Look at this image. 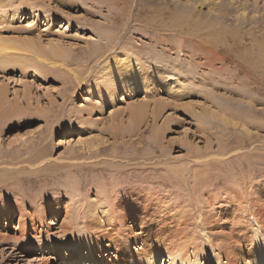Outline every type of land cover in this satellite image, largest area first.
I'll list each match as a JSON object with an SVG mask.
<instances>
[{
  "label": "rangeland",
  "instance_id": "rangeland-1",
  "mask_svg": "<svg viewBox=\"0 0 264 264\" xmlns=\"http://www.w3.org/2000/svg\"><path fill=\"white\" fill-rule=\"evenodd\" d=\"M146 1L145 4L151 5L161 2L164 5L161 7L169 11L176 0ZM178 1L177 13L188 14L191 8L184 6L186 0ZM225 1L232 2L234 10L231 8L232 15L224 19L215 17L222 13L214 6L220 0H205L203 5H197L200 8L197 11L201 10L198 14L205 16L204 21L209 24L203 38L210 35L227 40L247 32L239 52L254 51L253 55H259L264 32L252 24L248 26V22L247 31H240L236 17L244 6L247 12L256 13L258 20L261 17L264 20V0ZM35 2L27 7L32 13L23 14L20 10L24 1L0 0V37L40 42L38 45L44 48L54 42L63 57L54 60L55 67L45 62L36 68L0 67V204L12 205L7 209L8 218L4 215L0 222V264H127L125 253L129 250L143 248L145 254L150 253V241L145 244L137 240V232L131 235L124 228L116 231L109 228L108 224L115 220H108L104 211L92 217L91 205L105 206L106 195L118 189L157 194L142 195L143 202L167 197L170 215L174 218L188 215L198 229L196 235L191 234L192 238L187 237L190 245L188 242L183 245L184 255L189 264L204 263L206 239L197 210L202 209L204 215L209 213L206 198L227 195L237 186L241 188V181L254 178L247 188L252 195L256 182L264 180V174L253 175L255 166H264V115L255 116L249 124L253 134L260 137L249 139L242 128L228 127L213 115L197 116V112L201 108L219 113L227 108L236 111L235 114L252 113L264 110V96L250 94L240 89L242 85L236 88L239 80L231 84L234 73L228 67L221 73L202 74L197 59L200 42H183L169 32L157 33L147 29L143 21L127 18L125 13L136 0ZM114 18L118 19L116 25ZM160 18L165 27L170 26L168 14ZM196 18L201 17H193V21ZM179 27L192 32L191 25ZM258 36L260 41L255 39ZM114 45L117 52L112 49ZM113 54H125V59L150 66V78L158 80L157 85L149 90L131 85L119 89L116 97L104 99L98 87L110 81L104 70ZM234 93H240L241 99H232ZM209 97H213L217 106ZM251 100L256 101L254 107L248 104ZM162 104L168 106L166 110ZM182 107L194 110L184 113ZM140 108H145L147 117L139 132L131 133L132 111ZM156 109L159 118L154 121L152 114ZM240 141L250 145L241 147L237 144ZM38 154H45L46 158L31 162ZM99 163L101 167L90 170V166ZM123 166L150 171L125 176L113 172V169L125 171ZM206 168L211 177L218 172L232 185L206 191L192 187L193 174ZM97 172L107 176L104 178ZM42 175L49 178L41 180ZM163 177L173 179V186L158 185ZM123 181H130L129 185ZM176 199L181 201L180 214L174 204ZM96 219L98 227L90 233L89 224ZM195 236L197 242L191 240ZM126 241L128 247L124 245ZM245 242L236 248L245 251L243 255L248 258L254 244L251 239ZM88 251L92 253L91 259L81 258ZM157 264H170V258L164 256Z\"/></svg>",
  "mask_w": 264,
  "mask_h": 264
},
{
  "label": "bare ground",
  "instance_id": "bare-ground-1",
  "mask_svg": "<svg viewBox=\"0 0 264 264\" xmlns=\"http://www.w3.org/2000/svg\"><path fill=\"white\" fill-rule=\"evenodd\" d=\"M22 1H24V8H22L20 11L23 14H26L27 12L31 14L32 11H29L27 7L34 6L36 4L35 0ZM213 1L215 2V0ZM145 2L147 1L136 0V4L130 7L131 10L128 11V13L126 12L125 16L135 22L143 21L142 23H145L144 26L146 25L147 29L149 28L151 31H157V33L169 32V35L179 37L183 42H200V46L198 47L197 59H200L199 66L202 68L200 69L201 71H203L202 74L207 71L209 73H221L223 69H226L228 67V69H231V72L234 73V75H232L231 84L234 85L235 82L239 80V85L235 86L236 88L239 89V87L242 85L243 88L240 87V89H246L248 93L253 95L259 94V96H264V45L258 47L259 55H253L254 51L252 52V54H250L248 52H239L238 50L240 46L242 47L244 45L245 41H243L242 39L245 35H247V32L244 33L242 37H229L227 40L212 37L210 35H206L207 38H203L205 37L203 31L209 27V24L204 21V15V17H202L200 14H198L201 12V10L200 12L197 11V9L199 8L197 5H199V3L203 5V2H205V0H186V4L184 6L187 8L190 7L191 9L189 8V13L184 14V16L177 13L180 5L178 0H176L174 4L171 5L169 11H173L170 14L168 9L166 10L165 7H161V5H163L161 2H155V5L149 4L151 2L145 4ZM232 5V2L227 3L225 0H220L219 3H214V6H216L217 8L219 7V10H222V13L219 16L215 17H219L221 19H224L228 16L230 17L232 15ZM242 8L243 12L236 17L237 22L240 23L239 30H246V24L249 23L248 26L252 24L255 27L260 28V31L264 32L263 18L261 17V19L258 20L255 17L256 13L253 14L247 12L248 8L244 9V6ZM165 14L169 15V27H165L163 25L164 22L162 18H160ZM210 14L211 13H208L207 17H209ZM180 16L181 20L178 22L177 18ZM193 17L201 18H196V21H193ZM145 18L146 20H144ZM113 21V25H116L118 23V19L114 18ZM179 24L191 25L192 32L190 33L187 28L179 27ZM14 39L16 38L2 39V36L0 37V67H5L8 69H23L24 67L29 66L36 68V66L40 62H45L48 64V66L55 67L57 63L54 60L63 57V55L61 53H58L57 49L54 47V42H51L50 44L48 43V46L44 48L38 45H41L40 42L38 44H35L31 41L21 42ZM255 39L257 41H260L261 36H258ZM112 49L115 52L118 51L116 45H114ZM150 69V66L144 65L143 63H140L135 59H125V54H113L111 60L106 64L104 70L106 78L110 79V81L98 87L100 89L101 96H103L104 99L114 98L116 97L119 89L128 88L131 85L144 86L146 90L153 89L157 85L158 80L150 78ZM204 76H202L203 80L206 81V78H204ZM241 79H243V82H240ZM179 81L180 83L182 82V80ZM180 88L182 87H179V90ZM233 97L234 98L232 99L234 100H236L235 97L241 99L242 95L240 93H234ZM208 99L214 106H217L216 102H214L213 97H209ZM255 102V100H251L248 104L250 107H254L253 105L256 104ZM162 107L164 108V110H166L168 106L162 104ZM181 109L184 113H190L191 110H194L188 107H182ZM225 110L226 111L219 110V113H211L202 111V109L199 108L200 112H197V116L213 115L215 118H220L222 122H224L228 127H232L235 129L242 128L244 132L247 133V137L249 139L253 137H260L258 136V134H253L252 126L249 124L253 122L252 119L255 116L264 115V110H254L252 113L240 114H235L236 111L233 112L227 108ZM158 113L159 112H157L156 109V113L152 114V116L154 117V121L159 118ZM132 114L133 116L129 123L130 132H139L141 125L145 122V117H147L146 110L145 108L134 109L132 111ZM237 144L241 145V147L250 145L249 143L243 141L237 142ZM44 158H46L45 154H38V156H36L35 158L32 157L31 162L37 163L42 161ZM96 166H100V163L98 165L90 166L91 169H89L91 171H95ZM85 167L87 169V166ZM132 167H124L125 171L120 169H113V172H115L118 176L119 174L121 176L130 175L135 171H137V173L145 172L143 168L140 170L134 169ZM74 169L77 170L78 167L74 166ZM149 171L150 170L148 169V171H146L145 173H148ZM209 172L210 170L208 168L203 170H196V172L193 174L195 183L193 184L194 186L192 185V187L197 186L199 187V190L206 191L216 190L220 187L228 188L232 185V181L229 182L227 178L219 176L218 172L213 177L210 176ZM97 173H102V177L104 178L107 176L103 172ZM263 174L264 166L254 167V176ZM42 176L43 177L40 178L41 180H47L49 178L47 175ZM166 177H163L161 180L159 179L160 181L157 182V184L163 187H172L173 184L171 181L173 179L171 180V178ZM253 179L241 181V188L237 186V188H235V191L230 190L231 192L227 195L223 194V196L217 198H206V208L210 209L209 213H206L204 215L201 211L202 209L199 210L200 208H198L197 211L199 212V223L202 227L201 232H203L202 235H205L206 239V253H203L205 255V262L202 264H219L218 261L221 260H226L224 264H264V180L256 182L258 184L255 187L256 189H254L252 195H249V193L247 192V188L251 185L252 182H254ZM127 181H123V183L129 185L128 183L130 181ZM135 181L138 182V179L136 178ZM115 188L117 189V187ZM142 195L151 197L157 194L153 192L146 193L144 191H137L135 193L133 191H123L120 189L112 190L109 195H106L107 199L103 200L104 202H106L105 206H100L98 203L91 205V215L92 217H96L99 211L102 210L108 215V220H115L114 222L108 224L109 228L113 229V231L124 228L131 235L137 232V240L145 244L150 241L149 247L152 248L150 253L145 254L143 252L145 251L143 250V248L140 251H127L125 253L127 264H157L158 260L164 256L170 258V264H177V262L181 264H189L188 259L184 255L183 250L185 249H183L182 247H184L183 245L188 242L187 237H189V235H196V230L198 229V227L194 225V222L191 221L188 215L184 216L183 218L181 216L174 218L172 213V215H170L169 209H166L168 203L167 197H161V201L151 198L148 202H143ZM195 196L197 195L195 194ZM198 203H201L200 199L198 200ZM174 204L177 205L176 207L178 208V213H182L180 212L182 209L181 201L176 199L174 201ZM9 206L12 205L4 206L3 203L0 204V222L2 216L5 215L8 218L9 214L7 209ZM203 211L206 212L205 210ZM89 225H91L89 229L91 233L92 230L94 231L98 227L97 219L92 220L91 224ZM128 233L126 234L128 235ZM194 238H196V236ZM194 238L191 240L196 241L197 238ZM212 238H214L213 241H211ZM249 239L252 240L254 248L249 253V257L245 258V256L243 255L245 251H240V249L238 250V248L236 247H238L239 245L241 246L242 243H244L245 241H249ZM128 244L129 242L126 241V244L124 245L128 247ZM142 246H144V244ZM199 249L200 248H198V250ZM214 252H217V254L215 255ZM91 257L92 253L91 251H88L87 255H83L81 258L90 260ZM201 257L202 256H200L199 258ZM184 258L186 259L183 260ZM190 264H195V262H192Z\"/></svg>",
  "mask_w": 264,
  "mask_h": 264
}]
</instances>
